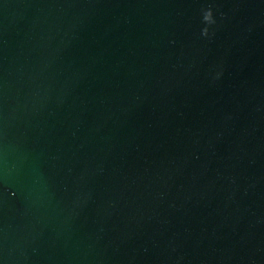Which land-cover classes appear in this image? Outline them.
Returning <instances> with one entry per match:
<instances>
[{
    "label": "water",
    "instance_id": "obj_1",
    "mask_svg": "<svg viewBox=\"0 0 264 264\" xmlns=\"http://www.w3.org/2000/svg\"><path fill=\"white\" fill-rule=\"evenodd\" d=\"M0 264H264V0H0Z\"/></svg>",
    "mask_w": 264,
    "mask_h": 264
},
{
    "label": "clouds",
    "instance_id": "obj_2",
    "mask_svg": "<svg viewBox=\"0 0 264 264\" xmlns=\"http://www.w3.org/2000/svg\"><path fill=\"white\" fill-rule=\"evenodd\" d=\"M202 21L206 24V25H212L215 23L214 19H213V14H212V10L211 8L208 9H204L203 13H202ZM208 34V28L205 27L202 30V35H207Z\"/></svg>",
    "mask_w": 264,
    "mask_h": 264
}]
</instances>
